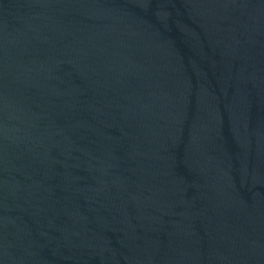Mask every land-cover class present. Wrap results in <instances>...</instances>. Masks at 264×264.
<instances>
[{"label":"water","instance_id":"water-1","mask_svg":"<svg viewBox=\"0 0 264 264\" xmlns=\"http://www.w3.org/2000/svg\"><path fill=\"white\" fill-rule=\"evenodd\" d=\"M0 264H264V0H0Z\"/></svg>","mask_w":264,"mask_h":264}]
</instances>
